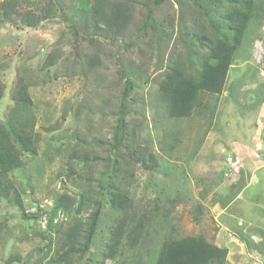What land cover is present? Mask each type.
<instances>
[{"label":"rangeland","instance_id":"374dc122","mask_svg":"<svg viewBox=\"0 0 264 264\" xmlns=\"http://www.w3.org/2000/svg\"><path fill=\"white\" fill-rule=\"evenodd\" d=\"M47 2L55 7L56 16L42 20L35 27L21 25L16 14L0 24V120L10 121L14 126L25 125L39 135L34 153L20 156V167L9 170L6 175L11 187L7 195H0V264H5L12 255L20 256L12 264H49L56 257L57 237L76 216L75 203L68 209L67 199L55 207L59 197L64 194L77 199L84 194V188L91 193L97 190L96 181L88 185L87 176L79 179L74 174L89 175L95 164L92 158L81 162L79 156L68 163V152L77 136L82 137L80 134L91 139L92 143L87 144L94 151L101 145L92 137L112 142L111 128L116 116L111 114L98 122L95 116L92 125L97 123L91 130L85 125V110L79 108L100 92L97 88L101 87L94 82L96 73L107 75L108 81L117 79L118 65L136 82L127 98L129 109L125 115V128L132 138L125 140L136 139L133 148L139 161L134 155L124 156L125 149L117 156L118 159L127 157L126 169L130 172L121 186L135 207H154L157 204L151 203L162 194L160 189L170 190L173 186L170 192L179 194L171 212V223L176 225L177 234L202 233L225 245L228 253L224 264H264V254L252 252V256H257L254 260L238 237L242 233L251 235L255 242L264 241V102L260 101L264 89V21L251 23L243 50L237 53L228 72L223 92L204 93L200 106L191 116L168 119L154 95L159 73L167 66L173 43L185 52L179 38L182 32L177 27L175 4L168 1L155 8L154 13L164 19L171 18L175 26L163 45L157 47L153 40L146 44L129 35L122 41L127 46L125 50L116 42H106L114 58L105 62L108 68L93 72L83 67L79 59L70 64L66 61L74 45L84 46L93 37L81 29L85 16L75 13L74 9L79 8L77 0H29L21 2L17 10L37 14ZM54 50L55 56L58 57V51L61 56L45 67L47 54ZM160 51L161 66L157 68ZM19 77L27 84L30 101L13 98ZM118 92L119 88L114 92L112 89L110 96ZM227 158L242 162L230 183L223 180ZM73 169L75 172L70 174L69 170ZM91 176L99 177L96 173ZM94 198L100 199L102 208L91 246L93 251L103 247L108 227L116 215L106 194ZM92 210L85 203L79 215L87 216ZM158 214L155 210L146 221L151 245L159 241L161 233ZM223 225H229L233 233L221 235L220 230L228 233ZM121 244L125 257H138L136 246L128 248L124 238ZM145 251L142 249L141 256ZM105 264L119 262L107 259Z\"/></svg>","mask_w":264,"mask_h":264},{"label":"trees","instance_id":"16d2710c","mask_svg":"<svg viewBox=\"0 0 264 264\" xmlns=\"http://www.w3.org/2000/svg\"><path fill=\"white\" fill-rule=\"evenodd\" d=\"M77 1L79 8L74 9L75 13L81 12V15L85 16L81 29L83 33L93 37L90 40L91 43L84 46L74 45L72 55L66 57V61L70 64L79 59L83 67L93 72L97 68L105 66L108 68L109 65L105 62L114 58L106 42L107 44L116 42L118 46L124 48L125 44L122 41L129 35L146 44H151L153 40L157 47L163 45L162 42L169 40L175 26H172L171 18L164 19L154 13L155 8L168 1L176 5L177 27L182 32L179 33V38L185 52H181L177 48L178 45L173 43L167 66L159 73L161 75L157 82L158 90L154 95L168 119L191 116L193 110L200 106L199 100L204 93L223 92L228 80V72L234 65L237 53L243 50L244 39L247 37L251 23L264 21V0ZM21 2H29V0H0V24L16 14L21 25L32 28L42 20L56 16L55 7L49 2L37 14L31 11L25 13L18 11L17 6ZM130 43L134 42L130 41ZM89 47H92L90 51ZM55 52L57 51L47 54L45 67L54 64L61 56L59 51L56 53L58 57L55 56ZM160 53L161 51L158 54V62L155 64L157 68L161 66ZM103 54L105 55L102 57ZM141 69L144 70L142 67ZM115 70L117 79L110 81L107 80V75L96 73L94 82L101 87L97 88L100 92L84 101L83 106L80 105L79 108L85 110V125L91 130L106 116L109 117L111 114L116 116V122L111 128L112 142L92 137L93 141L96 140L101 145L99 150L94 151L91 150L92 146L87 144L92 143L91 139L87 140L84 134H80L82 137L77 136L75 145L71 146L68 152V163L79 156H81V162L92 158L96 166L94 164L89 175L74 173V169L69 170V173L79 175V179L87 176L88 185L96 181L98 188L94 193L84 188V194L79 195L77 199L64 194L59 197L55 207H60L61 203L63 204L67 199L69 200L68 209L75 203L76 216L71 218L70 226L60 232L57 237L56 257H52L49 264H105L107 259L117 260L119 264H224L228 253L225 245L217 244L212 237L208 238L202 233L177 234L176 225L171 223L173 218L171 212L179 194L174 195L170 192L173 186H170V190L164 187L160 189L162 194L155 197L151 203L157 204L154 207L147 205L139 208L135 207L132 198L121 186L123 178H126L130 171L126 169L127 157L118 159V152L125 149L124 156L134 155L136 160L139 159L133 148L136 139H132L131 142L125 140L132 138L125 128V115L129 109L127 98L136 82L122 65L116 66ZM120 81H123L122 87H120ZM115 88H119V92L111 97L112 89L114 92ZM27 92V84L22 77H19L16 89L13 91V98L21 102L30 101ZM260 101L264 102V89L261 92ZM95 116L98 120L92 125ZM38 139L39 135L30 127L14 126L10 121L0 120V195H7L11 187V183H8L6 179L7 172L20 167L22 163L20 156L24 153H34ZM69 167L71 168V165ZM123 172L126 174L124 175ZM93 173L99 177L94 178L91 176ZM79 187L82 189L81 184ZM14 192L18 194L17 191ZM105 194L116 215L108 227L107 240L103 247L99 250L95 249L94 252L91 246L102 208L100 199L94 197L99 195L101 198ZM199 202L198 204H201L200 200ZM85 203H89L93 210L87 216L79 215ZM19 206L23 210L22 203H19ZM155 210L160 214L159 231L161 233L159 241L151 245L148 244L146 221L148 215H152ZM233 231L234 229L232 233ZM220 232L221 235L230 234L221 230ZM238 237L246 245L250 255L252 252L264 254V241L255 242L250 238L251 235L242 233H239ZM122 238L125 239L128 248L135 249L136 246L138 249L136 259L131 256L125 257V252L120 248ZM142 249L146 251L141 256ZM19 257L18 255L9 256L5 264H12Z\"/></svg>","mask_w":264,"mask_h":264},{"label":"built area","instance_id":"2783aa9c","mask_svg":"<svg viewBox=\"0 0 264 264\" xmlns=\"http://www.w3.org/2000/svg\"><path fill=\"white\" fill-rule=\"evenodd\" d=\"M240 159H231L227 158V163L228 166L225 168L223 171V177L224 181L230 183L233 181L236 177L234 175H237L238 169L242 166V162L240 163ZM251 257L254 259V257L257 258V256H252ZM256 260V259H254Z\"/></svg>","mask_w":264,"mask_h":264},{"label":"crops","instance_id":"0c3cea01","mask_svg":"<svg viewBox=\"0 0 264 264\" xmlns=\"http://www.w3.org/2000/svg\"><path fill=\"white\" fill-rule=\"evenodd\" d=\"M223 213H224V211H223ZM222 222L224 223L225 222V219H223L222 218ZM240 222H238L237 224H239ZM230 225V224H229ZM229 225H223V227L225 228V229H228V233H230V231H232L231 229H230V226ZM217 242V241H216ZM222 243H224V241L222 242ZM219 244H220V242H219ZM225 244V243H224ZM228 248V247H227Z\"/></svg>","mask_w":264,"mask_h":264},{"label":"clouds","instance_id":"9594fccd","mask_svg":"<svg viewBox=\"0 0 264 264\" xmlns=\"http://www.w3.org/2000/svg\"><path fill=\"white\" fill-rule=\"evenodd\" d=\"M225 182V181H224Z\"/></svg>","mask_w":264,"mask_h":264}]
</instances>
